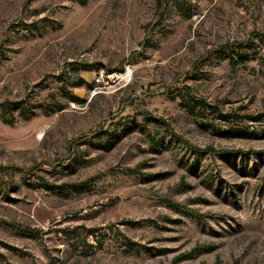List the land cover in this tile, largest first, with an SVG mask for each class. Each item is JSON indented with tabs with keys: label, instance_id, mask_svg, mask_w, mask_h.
Listing matches in <instances>:
<instances>
[{
	"label": "rangeland",
	"instance_id": "1",
	"mask_svg": "<svg viewBox=\"0 0 264 264\" xmlns=\"http://www.w3.org/2000/svg\"><path fill=\"white\" fill-rule=\"evenodd\" d=\"M78 1L0 0V264H264V0Z\"/></svg>",
	"mask_w": 264,
	"mask_h": 264
},
{
	"label": "trees",
	"instance_id": "2",
	"mask_svg": "<svg viewBox=\"0 0 264 264\" xmlns=\"http://www.w3.org/2000/svg\"><path fill=\"white\" fill-rule=\"evenodd\" d=\"M76 1H78V0H76ZM79 3H81V4H85L86 2H85V0H80V1H78ZM167 4L168 3V1L167 0H159V4L161 5V4ZM162 16V14L160 15V17ZM263 35H264V33H263ZM191 100H192V106L193 107H195L199 102L201 103V100H199V99H194L193 97H191ZM203 103V102H202ZM202 105H205V104H202ZM151 117V116H150ZM254 120L255 119H258V116H255V117H252ZM152 119H155V120H158V119H156V118H154V117H152ZM7 121V120H6ZM7 123H9V122H7ZM151 138L153 139V141H154V143H157V141L158 140H154L155 138H154V136H151ZM190 150H192V151H194V152H199L200 150L199 149H195V148H191V146H187ZM170 205H173V206H175V207H178L177 206V204H175V203H169ZM182 257H185V256H182Z\"/></svg>",
	"mask_w": 264,
	"mask_h": 264
}]
</instances>
